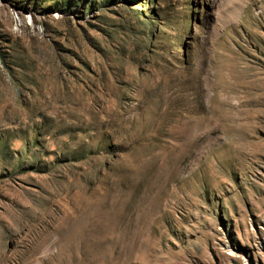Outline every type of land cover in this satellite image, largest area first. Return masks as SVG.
Listing matches in <instances>:
<instances>
[{
  "label": "rangeland",
  "instance_id": "374dc122",
  "mask_svg": "<svg viewBox=\"0 0 264 264\" xmlns=\"http://www.w3.org/2000/svg\"><path fill=\"white\" fill-rule=\"evenodd\" d=\"M0 264H264V0H0Z\"/></svg>",
  "mask_w": 264,
  "mask_h": 264
}]
</instances>
